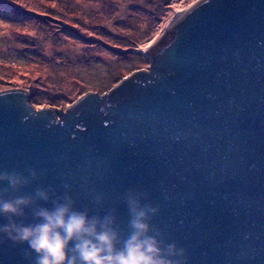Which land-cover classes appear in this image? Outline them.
<instances>
[{"label": "water", "instance_id": "obj_1", "mask_svg": "<svg viewBox=\"0 0 264 264\" xmlns=\"http://www.w3.org/2000/svg\"><path fill=\"white\" fill-rule=\"evenodd\" d=\"M146 55L149 71L68 109L2 90L0 171L34 168L33 188L69 184L93 212L100 195L123 223L124 194L145 192L186 264H264V0H203ZM28 255L0 243V264Z\"/></svg>", "mask_w": 264, "mask_h": 264}, {"label": "rangeland", "instance_id": "obj_2", "mask_svg": "<svg viewBox=\"0 0 264 264\" xmlns=\"http://www.w3.org/2000/svg\"><path fill=\"white\" fill-rule=\"evenodd\" d=\"M201 1L0 0V92L34 93L32 102L50 109L106 94L149 71L146 53Z\"/></svg>", "mask_w": 264, "mask_h": 264}, {"label": "clouds", "instance_id": "obj_3", "mask_svg": "<svg viewBox=\"0 0 264 264\" xmlns=\"http://www.w3.org/2000/svg\"><path fill=\"white\" fill-rule=\"evenodd\" d=\"M39 179L34 168L0 171V243L26 245L28 264H186V250L154 226L159 209L145 192L124 194L123 223L102 196L92 197L102 212L81 209L71 185L60 195L51 186L33 188Z\"/></svg>", "mask_w": 264, "mask_h": 264}, {"label": "trees", "instance_id": "obj_4", "mask_svg": "<svg viewBox=\"0 0 264 264\" xmlns=\"http://www.w3.org/2000/svg\"><path fill=\"white\" fill-rule=\"evenodd\" d=\"M48 12H51V11H48ZM35 17H37V19H42V21H45V20H46V19L42 18L43 16L36 15ZM50 22H51L50 19H47V22H46L45 27H47L48 24H50ZM49 28L52 29V28H53V25H50ZM58 28H60V27H58ZM60 29H61V28H60ZM61 30H62V29H61ZM63 31H65V30H63ZM25 39H26V37L24 36L21 40H19V42H20V41L23 42ZM28 41L34 43V41H33L32 39H28ZM21 42H20V43H21ZM28 48H30V47H28ZM34 52H36V51L34 50ZM39 54H40V53H39ZM85 58H86V57H84V59H85ZM62 61H63V60H62ZM60 62H61V61H60ZM37 106L40 107V105H37Z\"/></svg>", "mask_w": 264, "mask_h": 264}, {"label": "bare ground", "instance_id": "obj_5", "mask_svg": "<svg viewBox=\"0 0 264 264\" xmlns=\"http://www.w3.org/2000/svg\"><path fill=\"white\" fill-rule=\"evenodd\" d=\"M178 19H180V18L178 17V18L176 19V21H177ZM176 21H175V22H176Z\"/></svg>", "mask_w": 264, "mask_h": 264}]
</instances>
